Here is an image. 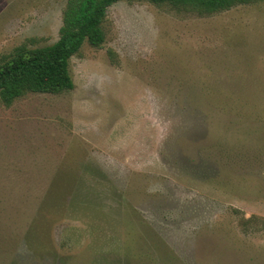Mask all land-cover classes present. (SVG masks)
Instances as JSON below:
<instances>
[{
	"label": "rangeland",
	"instance_id": "374dc122",
	"mask_svg": "<svg viewBox=\"0 0 264 264\" xmlns=\"http://www.w3.org/2000/svg\"><path fill=\"white\" fill-rule=\"evenodd\" d=\"M67 0H0V64ZM74 89L0 100V264H264V0L107 9Z\"/></svg>",
	"mask_w": 264,
	"mask_h": 264
},
{
	"label": "trees",
	"instance_id": "16d2710c",
	"mask_svg": "<svg viewBox=\"0 0 264 264\" xmlns=\"http://www.w3.org/2000/svg\"><path fill=\"white\" fill-rule=\"evenodd\" d=\"M119 1L166 4L176 11L206 16L260 0H67L56 43L35 49L18 47L11 58L0 64L1 102L11 107L30 93L58 95L74 89L71 58L80 53L85 42L94 48L103 45L107 9Z\"/></svg>",
	"mask_w": 264,
	"mask_h": 264
}]
</instances>
